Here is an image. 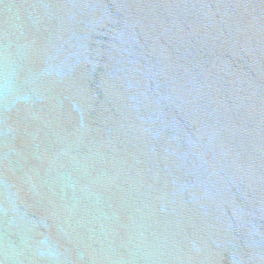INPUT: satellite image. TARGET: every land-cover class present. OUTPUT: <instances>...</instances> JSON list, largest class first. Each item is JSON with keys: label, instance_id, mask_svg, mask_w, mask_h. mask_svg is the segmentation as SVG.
<instances>
[{"label": "water", "instance_id": "water-1", "mask_svg": "<svg viewBox=\"0 0 264 264\" xmlns=\"http://www.w3.org/2000/svg\"><path fill=\"white\" fill-rule=\"evenodd\" d=\"M0 264H264V0H0Z\"/></svg>", "mask_w": 264, "mask_h": 264}]
</instances>
